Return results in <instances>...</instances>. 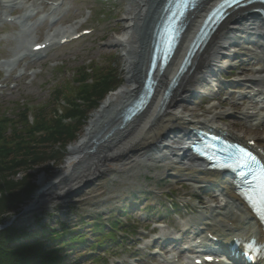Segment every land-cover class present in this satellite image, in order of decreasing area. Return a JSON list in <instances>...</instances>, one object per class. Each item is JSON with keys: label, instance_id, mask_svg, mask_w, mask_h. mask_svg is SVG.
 <instances>
[{"label": "rangeland", "instance_id": "1", "mask_svg": "<svg viewBox=\"0 0 264 264\" xmlns=\"http://www.w3.org/2000/svg\"><path fill=\"white\" fill-rule=\"evenodd\" d=\"M40 4L41 1L34 2L38 8L35 11L41 12L43 7V13H47L49 6L44 7V4ZM126 4V0H65L62 7L53 12L56 18L53 24H49L44 18L32 28L31 33L25 32L22 38L28 37L26 40L33 38L35 42H41L47 33L59 27H74L75 32L82 29L91 30V34L76 41L49 49L40 58H25L16 65L17 68L5 73V78L0 74V83L5 84L0 89V120L10 118L13 119L12 123L19 125L17 115L23 108H28L26 119L30 123L39 111L46 118L53 112H61L66 107L64 101L77 94L81 85L79 82L81 72L85 69H90L89 76L92 77L99 73L111 74L112 80L117 81V88L110 93L122 88L125 63L121 48L112 44L111 40L121 33ZM3 11L11 13L10 9ZM21 13L23 10L17 15ZM39 15L40 13L35 17L31 16L25 22L36 23ZM16 33H19L17 25L0 22V60L11 56V51L16 47L15 38H20ZM245 48L249 50L251 46L238 40L232 52L221 60L225 68L215 76L217 87L206 96L187 101L188 110L198 113L208 111L206 107L214 105L218 110L232 107L233 113H236L248 104L253 105L250 100L237 97V93L247 92L244 83L241 82L243 77L250 75L251 71L258 67L256 62L249 59V52ZM17 69H23L21 71L24 75L20 78H15ZM30 69L36 73L28 76L27 72ZM222 79L232 84L230 88L222 84ZM11 84H14L12 89ZM56 89L60 90L59 95L55 93ZM93 113L88 116L72 142L54 147L53 151L62 154L61 163L49 161L34 168L31 173L36 174L33 178L35 183L41 174H44L46 180H50L60 170L68 156V148L82 137ZM216 121L219 125L232 127L235 131L245 130L249 137L264 135V130L247 128L237 114H223ZM4 134L8 135L9 130ZM257 143L264 150V138ZM147 165L142 164L133 170L131 173H135L134 177H130L126 185L116 180L104 179L99 190L100 196L95 199L56 206L52 214L35 212L20 216L15 224L28 225L34 216L43 218L44 222L51 225L64 224L71 235L68 234L60 246L59 255L69 264H164L161 258L152 256L153 251L158 250L162 255L166 252L165 245L161 246L160 242L149 245L151 237L154 236H181L182 241L174 245L172 253L180 251L184 256L183 248L192 239L193 229H189L187 233L182 232L180 221L193 215L209 216L210 209L206 206L213 207L219 203L216 188L205 184L209 188L205 190L202 188L203 184H195L185 176L171 173L162 167L161 163L153 168ZM123 209L128 212H121ZM111 215H114L113 218H109ZM115 219L124 222L123 228L115 233L118 238L116 242L110 243L109 238L105 237V245L98 249L97 246L90 248L71 241L80 236H86V240L90 242L95 241L109 233L108 221ZM95 221L105 224L103 228L101 226L98 228L97 233L93 227ZM151 223L163 228L154 229ZM69 245L73 248H69Z\"/></svg>", "mask_w": 264, "mask_h": 264}, {"label": "bare ground", "instance_id": "2", "mask_svg": "<svg viewBox=\"0 0 264 264\" xmlns=\"http://www.w3.org/2000/svg\"><path fill=\"white\" fill-rule=\"evenodd\" d=\"M42 1L55 3L57 4L56 8L60 6V0ZM126 1L121 33L111 40L112 44L122 50V58L125 63L124 86L118 91L110 93L91 115L82 137L73 146L69 147L65 167L71 166L74 163L80 150L85 148L89 139L99 132L104 125L108 123H111L110 127L118 125L119 121H116V117L136 97L141 87V81L145 74L149 56L152 30L159 19L160 10L165 0ZM216 1L204 0L201 3V9L191 14L180 46L163 74L158 77L160 85L156 95L146 109L132 119L129 126L121 131V136H124V138L112 146L110 153L116 154L111 155L112 158L105 161L100 172L101 176L98 185L101 186L104 179L112 181L113 178L118 183L125 184L123 182L132 176L134 177L135 173H131V171L130 174L127 171L132 170V165H136L137 162L141 165L149 164L152 168L161 163L162 167L168 169L171 173L185 176L193 180L195 184H211L218 191L217 197L220 200L219 203L213 207L206 206L210 209L209 216L206 217L199 214L186 217L183 221H180V227L181 230L188 229L189 223H194L196 226H194L195 233L197 237H200V240L204 242V234L214 232L219 239L218 245L225 246L233 243L235 238L237 240L248 241L250 237H253L258 241H263L261 229L254 221L250 212L235 195L229 180L220 174L206 172L200 163L195 162L187 155V151L183 148L189 139L188 130L201 129L207 131L211 129L215 133H221L226 138L239 143H245L246 141L256 142L264 138V135L257 134L249 138L245 130L235 131L232 127L219 125L216 120L223 114H237L244 121L247 128L256 129L264 126V111H258L250 104L236 113H233L232 107L218 110L214 105H208L206 107L208 111L195 113L193 110H188L186 104L191 99L206 96L208 95L207 93L214 91V88L217 87L215 76L225 68L221 60L232 52L238 40L246 41L251 45V48L248 50L249 59L258 64V67L253 72L251 71L250 75L243 77L242 82L244 85H247V92L244 96L240 97L250 100L252 103V100L260 99L263 96L264 25L262 22L254 15L242 14L243 11L229 17L210 38L207 46L193 58V72L191 74L186 73L181 78L174 90V96L169 99L167 106L161 113L157 112L162 97L163 86L176 72L178 64L195 34L197 25L206 8ZM48 5L51 7L55 6L54 4ZM13 7H21L25 9V13L29 11L31 14L34 13L33 9L35 5L33 2L29 3L26 0H0V21L1 16H4V19L9 16L4 14L3 10ZM25 13L17 19L18 22L21 21V18L32 16L25 15ZM41 16L46 17L48 20L55 18L52 16V12L48 15L42 13ZM19 24L21 28L19 35H23L25 33L23 31L28 32L32 25L20 22ZM73 34H75V28L59 27L53 32L47 33L45 39L50 43L49 47H51L58 40L69 38ZM34 45H36L34 41L28 43L29 48ZM13 52L12 58L6 64H2L1 68L12 66L15 61L21 59L18 58L19 54L30 52V50L26 49L24 51L23 48L17 47ZM63 167L53 176L54 179L61 174ZM123 176L126 177L125 181L122 179ZM52 179H47L46 185H49ZM44 184V182L39 181L40 187ZM99 196V193L94 192L90 196H82L79 200L80 202H86ZM52 201H56V199ZM160 230L162 231V229ZM183 232L185 233V230ZM151 239L153 238L151 237ZM191 244L192 242H190V246H192ZM163 263L187 264L175 259L174 256L164 258ZM259 264H264V261Z\"/></svg>", "mask_w": 264, "mask_h": 264}, {"label": "trees", "instance_id": "3", "mask_svg": "<svg viewBox=\"0 0 264 264\" xmlns=\"http://www.w3.org/2000/svg\"><path fill=\"white\" fill-rule=\"evenodd\" d=\"M81 74L77 94L64 101L66 107L61 112H53L46 118L39 111L30 123L26 119L28 108H23L17 115L20 126L10 118L0 120V225L15 216L38 190L33 179L36 174L31 173L34 168L49 161L61 163L62 154L53 151L54 147L72 142L88 116L117 88V81L112 80L111 74L99 73L92 77L87 69ZM54 91L60 94V90ZM6 130H9L8 135L4 134ZM108 222L109 233L92 244L86 236L71 241L90 248L103 247L106 238L116 242L115 233L124 223L117 219ZM29 223L25 226L14 223L0 231V264H69L59 255L60 246L69 234L65 225H51L39 216H34ZM100 226L105 224L95 221V233Z\"/></svg>", "mask_w": 264, "mask_h": 264}, {"label": "water", "instance_id": "4", "mask_svg": "<svg viewBox=\"0 0 264 264\" xmlns=\"http://www.w3.org/2000/svg\"><path fill=\"white\" fill-rule=\"evenodd\" d=\"M127 113L128 112H124L123 115L116 119V121L119 119L117 126L110 127L111 123H108L91 137L85 148L80 150L79 155L75 158L71 166L65 167L66 161H64V167L61 166V168L63 167V171L59 176L55 177V179L53 177L54 180L52 179L53 181L51 180L49 185H46L47 180L44 179V174H41L38 182L35 183L38 190L35 192L32 199L25 204L15 216H12L9 221L0 225V231L11 227L20 216L35 212L52 214L54 211L53 208L56 206L61 207L67 203L79 202V198L81 199L84 195L90 196L91 193L94 192L100 195L99 190L101 186L98 185L101 176L100 172L102 171L105 161L111 159V155L116 154L110 152L114 143L124 138V136H121V131L129 126L131 120L135 118V113ZM133 162L132 164H134ZM140 165L141 164L137 162L136 165H132V170L130 169V171L127 172L130 173L136 170ZM125 178V176L122 177L124 181ZM39 181L45 184L40 187ZM123 183H126V181ZM53 199H56V201H52ZM11 220H13V222H11Z\"/></svg>", "mask_w": 264, "mask_h": 264}, {"label": "snow or ice", "instance_id": "5", "mask_svg": "<svg viewBox=\"0 0 264 264\" xmlns=\"http://www.w3.org/2000/svg\"><path fill=\"white\" fill-rule=\"evenodd\" d=\"M240 0H224L223 3H221L216 11L213 13V16L217 15H223V10L226 9L227 7H232L233 5H239ZM183 3L181 4V7H183ZM237 152L244 156H248L247 153H244L242 149H238ZM230 159L232 158L231 156L229 157ZM249 160H252L251 156H248ZM216 166L218 168H232V167H237L239 166V160H237L236 164H228L226 161H216ZM248 200L252 202L253 207H255L257 204L261 206V211L264 212V185L261 186V192L259 197L254 201L252 197H248Z\"/></svg>", "mask_w": 264, "mask_h": 264}]
</instances>
